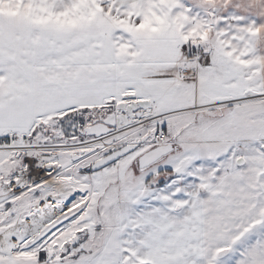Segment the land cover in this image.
Returning <instances> with one entry per match:
<instances>
[{
  "label": "snow or ice",
  "instance_id": "1",
  "mask_svg": "<svg viewBox=\"0 0 264 264\" xmlns=\"http://www.w3.org/2000/svg\"><path fill=\"white\" fill-rule=\"evenodd\" d=\"M0 264H264V0H0Z\"/></svg>",
  "mask_w": 264,
  "mask_h": 264
}]
</instances>
